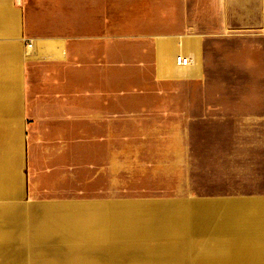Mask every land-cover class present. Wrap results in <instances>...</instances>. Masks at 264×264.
Here are the masks:
<instances>
[{
  "label": "crops",
  "instance_id": "1",
  "mask_svg": "<svg viewBox=\"0 0 264 264\" xmlns=\"http://www.w3.org/2000/svg\"><path fill=\"white\" fill-rule=\"evenodd\" d=\"M53 2L62 7L55 11ZM67 2L49 0L43 13L34 0H0V130L12 129L6 126L12 115L26 126L34 115L31 126L46 130L57 120L78 119L85 125L78 130L92 128L98 146L118 139L119 115L126 114L136 121L125 126L133 130L126 140H172L174 197L165 203L70 205L98 211L39 208L37 216L56 230L57 241L33 244L28 252L18 245L25 242L21 211L27 208H17L21 238L12 253L17 264H27V258L29 264L38 259L44 260L40 264H173L129 251L155 235L149 229L154 225L128 213L164 206H175V239L188 243L185 264H213L201 256L226 253L221 246L214 249L215 243L264 238L256 231L228 236L224 223L197 218L204 206L211 214L216 207L223 213L228 201L264 207V0H158L156 34L142 35L151 38L153 47L144 53L151 50L152 56L140 62L147 71L152 68L145 81L158 90L142 93L136 106L123 101L120 108L117 6ZM91 9L93 26L84 14ZM179 54L191 63L178 65ZM87 83L95 91L87 90ZM76 86L81 91L71 90ZM73 94L79 100L70 106ZM88 94L92 109L86 107ZM2 140L7 132H0V146L8 145ZM0 167L8 166L3 161ZM17 189L10 193L20 194ZM200 242L207 245L197 253L190 244Z\"/></svg>",
  "mask_w": 264,
  "mask_h": 264
},
{
  "label": "rangeland",
  "instance_id": "2",
  "mask_svg": "<svg viewBox=\"0 0 264 264\" xmlns=\"http://www.w3.org/2000/svg\"><path fill=\"white\" fill-rule=\"evenodd\" d=\"M67 1L68 4H72L77 0ZM85 1L87 7L94 5L100 8L106 5L109 8L112 5L113 8L114 5L117 6L119 108L122 107L123 101L136 106L142 101V93L158 90L157 85L148 84L145 81V78L151 74L152 68L150 67L147 71L146 68L140 66V62L144 57L152 56L151 50L147 56L144 53V50L153 47L151 38L143 39L142 35L151 37L156 34L159 2L158 0ZM34 2L39 3V8L43 13L46 5L49 7V0H34ZM68 4H63L64 11L67 10ZM52 6L57 11V7H62V4L58 6V3L53 2ZM84 14L87 23L93 26L95 22L93 9L87 10ZM125 38L133 39L132 42H126ZM179 56L188 58L179 54L176 56V62ZM86 87L87 90L95 91L92 83H87ZM71 90L81 91L78 86ZM124 91L128 92V95H121ZM77 96L72 95L70 106L78 104ZM88 103L89 108L92 109L93 103L95 104L93 95L86 97V107ZM11 117L12 122L9 121L11 123H7L6 126L12 129L0 130V132H7V140H2V142L6 141L8 144L0 146V163L4 161L8 166L6 169L0 167V175L5 177L0 180V190L6 191L4 194L0 193V210L28 209V212L27 209L21 211L22 224L25 225V237L23 235L25 242L18 244L25 252H28L33 244L37 247L45 246L46 243L51 244L53 240L57 241L56 237H52L56 230L50 223L45 224L37 216L35 211L39 208L98 211L99 207L96 206L83 208L70 205H102L108 202L124 201H162L165 203L173 200L172 140L164 142L126 140L124 136L133 130H126L125 126L136 122L126 114L119 115L118 139L112 141L111 144L103 141L98 146L95 145L92 128L89 129V126H86V131L78 130L79 127H85L82 122L76 121L78 119L57 120L52 122V130H46L34 129L31 126L30 123L34 122L31 117L35 118L34 115L29 116L31 119L29 126L24 124V120L19 125L15 115L6 116V119L10 120ZM38 120L42 122V119ZM86 124H89L88 121ZM19 126L21 129L18 130ZM8 177H11V181L7 180ZM14 188H18L20 194L10 193ZM257 208H262V206ZM175 213V206L135 210L134 213H128L131 214L132 219H139L140 222L154 225L149 229L155 235L152 237L154 241L137 243L132 247L133 249L129 250L130 253L163 260L170 259L173 260V264H185L184 257L188 243L175 239V226L173 225L176 222ZM178 220H180L179 217H177ZM232 231L235 232L237 229L234 228ZM251 233L248 231L245 234ZM238 235L242 234L237 233L236 236ZM262 239L261 249L264 252V238ZM206 245L205 242L190 244L194 250L198 247L197 253L200 252L202 246ZM220 246L218 245V248ZM224 248L221 246L220 249ZM194 254L192 250L191 255ZM26 261L29 264L28 258ZM41 261L44 260L38 259L36 262L40 264ZM198 262L202 261L198 260ZM259 264H264V258Z\"/></svg>",
  "mask_w": 264,
  "mask_h": 264
},
{
  "label": "bare ground",
  "instance_id": "3",
  "mask_svg": "<svg viewBox=\"0 0 264 264\" xmlns=\"http://www.w3.org/2000/svg\"><path fill=\"white\" fill-rule=\"evenodd\" d=\"M7 180L11 181V177ZM217 215L222 219H217ZM197 218L203 222L212 220L216 224L224 223V233L236 236L237 233L244 236L246 232L264 233V207L257 208L251 201H228L223 203V213L220 209L213 208L212 214L205 206L198 209ZM218 223H217V222ZM237 231L233 232V229ZM221 232V231H220ZM227 236V235H226ZM21 238L20 216L16 209L0 210V254H5L0 258V264H17L15 256L12 254L17 250V240ZM232 238V237H231ZM243 238V237H242ZM225 243H215L214 249L218 245H223L226 253H213L208 256H201L204 260H210L213 264H259L264 258L262 248L263 239H251ZM227 240V239H226ZM228 241V240H227ZM230 241V240H229ZM200 249L204 250L205 246Z\"/></svg>",
  "mask_w": 264,
  "mask_h": 264
},
{
  "label": "built area",
  "instance_id": "4",
  "mask_svg": "<svg viewBox=\"0 0 264 264\" xmlns=\"http://www.w3.org/2000/svg\"><path fill=\"white\" fill-rule=\"evenodd\" d=\"M191 60L189 58L186 57H178L177 58V63L180 65H187Z\"/></svg>",
  "mask_w": 264,
  "mask_h": 264
}]
</instances>
